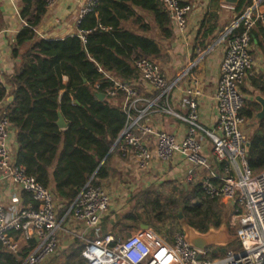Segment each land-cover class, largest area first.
<instances>
[{
  "label": "built area",
  "instance_id": "built-area-1",
  "mask_svg": "<svg viewBox=\"0 0 264 264\" xmlns=\"http://www.w3.org/2000/svg\"><path fill=\"white\" fill-rule=\"evenodd\" d=\"M58 0H46V7H52ZM101 0H88L81 17L92 13ZM166 10L180 31L188 25L191 8L183 0H163ZM260 25L264 28V13L255 8L248 10L228 33L227 49L221 64L217 91L218 122L214 131L199 124L198 105L203 97L198 82L194 81L186 90L183 107L185 116L168 110L187 125L185 137L181 142L173 134L155 131L141 125L144 113L151 109L156 101L148 103L145 111L138 110L142 99L127 83L108 74L105 78L113 82L114 87L105 96L115 97L117 92L125 93L123 110L128 116L127 125L114 148L131 150L138 167L146 169L153 154L148 150L145 139L153 138L156 143L155 156L168 163L176 154L182 155L190 164L188 182L191 181L196 167L210 170L208 157L202 154L208 140L212 141L213 158L223 165V175H211L202 183L204 198L239 202L244 207L239 213L236 250H228L222 258H210L211 248L200 251L191 247L182 231L169 243L149 231L154 242L148 243L142 234H134L125 239L107 234L92 239L85 233L77 239L83 247L82 257L86 264H264V171L256 173L248 161L249 141L243 133L244 119L241 117L243 98L240 94L245 75L254 66L251 53L252 30ZM241 30L234 32L236 27ZM86 33L82 40L86 41ZM140 78L146 81L158 93V99H165L173 91L177 82L167 80L158 63L143 58L135 63ZM186 77V73L181 79ZM95 91L100 92L101 85L96 83ZM137 113V115H135ZM11 124L6 111L0 110V177L11 180L21 191L31 196V201L15 214L0 206V244L4 250L19 256L22 252L17 236L26 243L34 242V248L24 264H48L60 247L61 233L66 222L73 219L88 231L97 230L102 218L107 214L111 203L110 194L101 187L88 184L72 203L68 212L59 219L54 196L41 185L36 178L29 176L26 168L19 165L11 153ZM220 181L217 185L215 182Z\"/></svg>",
  "mask_w": 264,
  "mask_h": 264
},
{
  "label": "trees",
  "instance_id": "trees-1",
  "mask_svg": "<svg viewBox=\"0 0 264 264\" xmlns=\"http://www.w3.org/2000/svg\"><path fill=\"white\" fill-rule=\"evenodd\" d=\"M23 1L27 3L23 11L26 16L32 0ZM253 6V0H240L235 6L239 19ZM45 8L46 0H37L33 25L39 23ZM136 10L151 14L163 39L172 37L173 21L163 0H101L79 25L86 33L85 42L78 36L58 41L39 40L27 53L33 58L21 74L12 79L16 88L11 93L14 99L5 111L11 127L17 132L16 161L45 188L53 187L56 197L65 202L62 215L68 212L88 184L99 187L98 180L108 175L106 167L111 154L117 150L113 147L127 125L128 116L121 106L125 93L119 91L115 98L107 97L105 101L96 97V83L101 85L102 94L114 87L99 69L119 81L130 83L140 79L135 68L137 60L155 61L161 53L156 40L125 28V22L137 17ZM150 28V24H145L139 29L147 32ZM240 30L238 26L234 32ZM32 38L33 34L25 30L18 36L17 44ZM64 77L68 78L67 83H64ZM8 95L0 80V103ZM253 108L258 107L254 104ZM59 111L69 121L67 129L57 125ZM241 117L251 119L253 109L243 107ZM248 161L254 172L264 171V119L250 141ZM203 196L201 186L191 194L180 193L178 199L171 196L163 199L162 195L156 194L147 207L157 214L159 221L171 217L179 220L175 214L179 209L185 222L206 233L211 227L219 228L223 221L217 218L218 213L214 210L216 200ZM23 197L26 204L31 201L30 194L23 193ZM238 246V242L235 243V247ZM82 250L81 242L75 240L52 259V264H86ZM31 252L24 250L15 256L7 253L0 244V264H24ZM218 252L213 258L218 257Z\"/></svg>",
  "mask_w": 264,
  "mask_h": 264
},
{
  "label": "crops",
  "instance_id": "crops-1",
  "mask_svg": "<svg viewBox=\"0 0 264 264\" xmlns=\"http://www.w3.org/2000/svg\"><path fill=\"white\" fill-rule=\"evenodd\" d=\"M87 1L58 0L54 6L46 7L39 23L33 25L37 15V0H32L26 16H23V11L27 3L23 0H0V80L9 94L7 99L0 103L1 111H5L7 104L13 101L11 93L16 88L12 85V79L21 74L23 68L33 58L27 56V53L34 48L39 40L58 41L75 36L82 38L85 32L80 29L79 25L83 19L81 13ZM183 1L191 8L188 25L184 31H180L173 22V35L170 39L162 38L156 25L153 24L151 14L145 11L136 10L137 17L135 16L124 24L125 28L159 43L161 53L154 60L160 65L167 80L177 82L173 91L165 99H158V93L142 78L128 83L142 99V102L137 106L138 110L145 111L148 108V103L156 101V104L144 113L141 125L151 127L155 131L173 134L178 142H181L185 137L188 125L167 111L171 110L180 116L186 115V110L183 107V101L187 97L185 90L194 81L198 82L203 92V97L198 105L199 124L207 130H215L218 122L216 96L221 64L227 49V35L239 21V14L236 12L235 6L225 5L220 0ZM253 1V8L259 13H264V0ZM145 24H150V30L140 31L139 28ZM25 30H29L33 34V38L18 45L17 38ZM251 36L254 66L251 71L247 72L240 86L243 107L246 110L253 109V117L251 119L243 118L242 126L249 146L261 121L257 118V114L262 111L259 99H264V29L256 26ZM185 73L186 77L181 79ZM63 81L67 83L68 78L64 77ZM107 97L113 99L116 96H106L103 101ZM110 101L113 102V100ZM254 104L258 107L256 110L253 108ZM121 106L123 107L122 102ZM65 121L69 126V121L66 118ZM16 133L12 127L9 149L14 157H17L18 154ZM144 141L148 150L153 154L149 166L144 170L140 169L132 151L129 149L122 151V146H119L111 154L110 162L106 167L108 175L98 180L99 187L111 196L109 210L102 218L100 227L95 231H88L73 219L68 220L61 233V243L57 254L63 253L75 240H78L79 234L85 233L92 239L102 238L105 234L112 233L110 230L122 222H125V225L129 227L130 236L134 234L149 235V231H152L165 240L150 225H147L149 226L148 230H144L142 227L144 224L140 223L142 216L139 211L144 209L146 213L154 214L147 204L153 201L156 194L162 195L163 199L170 196L177 198L180 193L188 195L193 193L198 186L202 187L203 181L211 175L219 177L223 175V165L213 158L211 140L206 142L202 151V154L210 160V170L196 167L190 182H188V172L191 166L184 156L176 154L168 163H165L155 156L156 143L153 138L148 137ZM215 183L218 185L220 181ZM49 190L54 196L59 219H62L65 202L56 197L52 186ZM23 193L11 180L0 177V206L7 212L15 214L26 205ZM163 202L165 203V200ZM228 203L233 207L236 202ZM16 238L22 252L33 250L34 242L28 245L18 236ZM218 249L219 247L211 248L210 256H213Z\"/></svg>",
  "mask_w": 264,
  "mask_h": 264
},
{
  "label": "rangeland",
  "instance_id": "rangeland-1",
  "mask_svg": "<svg viewBox=\"0 0 264 264\" xmlns=\"http://www.w3.org/2000/svg\"><path fill=\"white\" fill-rule=\"evenodd\" d=\"M230 205L231 204H229L226 201L217 200L214 203V210L218 213L217 218L221 219L223 222H226L227 225H229L228 229L230 230V233L233 236L235 235L237 236V230L239 229L238 216H239V213L243 212L244 207L239 202L238 197L236 199L235 205L233 207ZM139 212L141 213V216H142V220L140 223H143L146 226L150 225L151 227H153V229L159 234H161L163 238L169 243H173L174 237L176 236V234L182 230V224H183L184 219L177 220L176 217H171L169 219H164L162 221H159L157 219L158 217L156 213L150 215V213L149 214L146 213V210L144 209L140 210ZM179 212L180 210L176 209L175 214L179 215ZM237 213H238V216H237ZM125 224H126L125 222L124 223L122 222L121 224L116 225L114 229L110 230L112 233H109V234H112L117 238H123V239L127 238L128 236H130V230H129V227ZM107 234H105V236ZM146 235H144V237L146 238L148 243L154 242L153 238H151L148 234ZM235 243H237V241ZM235 243L230 245L227 248L219 247L218 249L219 254H218V257L216 258H222L228 250H236L237 247H235ZM210 258L214 259L213 256H210ZM52 259L49 260L48 264H52Z\"/></svg>",
  "mask_w": 264,
  "mask_h": 264
},
{
  "label": "water",
  "instance_id": "water-1",
  "mask_svg": "<svg viewBox=\"0 0 264 264\" xmlns=\"http://www.w3.org/2000/svg\"><path fill=\"white\" fill-rule=\"evenodd\" d=\"M220 1L221 3L229 6H237L240 2V0H220ZM95 95L101 101H103L106 98L105 94L99 92H95ZM259 103L262 106V111L259 114H257V118H259V120H263L264 99H259ZM58 116H59L57 122L58 127L60 129L68 128V123L65 121V118L63 117L60 111L58 112ZM178 218L179 220H183V214H179ZM142 227L144 228V230L149 229V227L145 225H143ZM182 232L188 244L191 247L198 249L200 251H205L206 249L212 247L227 248L237 241V238L230 234L226 222H223L219 228L211 227L206 233H202L196 228L192 227L187 222L183 221Z\"/></svg>",
  "mask_w": 264,
  "mask_h": 264
}]
</instances>
